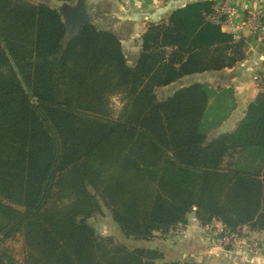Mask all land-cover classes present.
<instances>
[{
	"label": "trees",
	"instance_id": "trees-1",
	"mask_svg": "<svg viewBox=\"0 0 264 264\" xmlns=\"http://www.w3.org/2000/svg\"><path fill=\"white\" fill-rule=\"evenodd\" d=\"M213 4L180 2L150 22L129 66L112 31L84 20L68 34L57 8L0 0V217L3 237L22 231L24 264H202L101 236L87 222L100 201L135 240L164 237L189 213L202 225L264 230V89L235 130L209 142L229 115L227 90L195 82L155 94L246 57L243 38L206 18ZM90 154L109 170L82 174L90 188L45 210L57 175Z\"/></svg>",
	"mask_w": 264,
	"mask_h": 264
},
{
	"label": "crops",
	"instance_id": "crops-1",
	"mask_svg": "<svg viewBox=\"0 0 264 264\" xmlns=\"http://www.w3.org/2000/svg\"><path fill=\"white\" fill-rule=\"evenodd\" d=\"M44 2L59 10L67 25L68 34H73L84 20L92 21L99 29L112 31L117 35L126 62L134 66L139 58L141 35L150 22L166 19L170 11L178 4L191 0H33ZM219 0H213L218 2ZM234 6L232 21L221 24V29L232 33L237 27V36L244 39L246 57L232 67L221 70H210L194 73L176 81L155 88L159 99L171 95L181 87L195 82L207 83L211 88L227 90L225 103L230 105L229 115L208 135V142L222 133L236 129L243 118L248 104L261 90L255 75L263 64L264 57V16L263 28L253 35L247 29L239 27L245 10L250 2L264 5V0H230ZM237 39V37H235ZM250 52V54H248ZM219 90V89H218ZM231 157V156H229ZM212 159L218 160L213 154ZM224 225L212 219L210 225H202L194 213H189L187 223L182 225L178 233L171 232L164 237L159 232L153 239L144 241V247L164 250L168 261L201 262L202 264H264V230H249L246 225L237 229L238 242L242 249L223 248L215 241L216 230ZM178 227V226H177ZM256 239L259 248L254 254L247 252L248 239ZM167 261V260H166Z\"/></svg>",
	"mask_w": 264,
	"mask_h": 264
},
{
	"label": "rangeland",
	"instance_id": "rangeland-1",
	"mask_svg": "<svg viewBox=\"0 0 264 264\" xmlns=\"http://www.w3.org/2000/svg\"><path fill=\"white\" fill-rule=\"evenodd\" d=\"M70 1L74 2L75 0ZM111 100L116 111L120 107L119 98L117 96H114ZM109 168V164L98 158L96 155L90 154L85 160L63 170L57 175L55 179L53 192L44 209L51 210L64 203L70 202L71 200L77 198L85 190L86 187L90 188L89 185L86 186V184L82 182V174H94L96 176H100L103 173L107 172ZM87 222L91 226H93L95 231L101 236L111 237L115 242L121 243L127 246L129 249L144 247L142 245H145V243H143L144 240H135L130 237H125L121 233L116 223L113 221L110 211L101 201L100 209L92 216L87 218ZM8 223L9 219L7 217H0V236L2 237L0 241V264H24V245L22 240V231H15L8 237H3L2 230L5 226L8 225ZM208 225H210V223ZM221 226L225 227L224 225ZM181 227L182 225H178V227H175L171 232L178 233ZM217 232L218 230H216V234ZM234 232H237V230H235ZM251 240L252 238L248 239L247 241L250 242ZM156 249L160 250L163 253L164 261L169 260L168 258H166L164 250L159 248ZM182 262L186 261L184 260ZM159 263L160 261L156 262V264Z\"/></svg>",
	"mask_w": 264,
	"mask_h": 264
},
{
	"label": "built area",
	"instance_id": "built-area-1",
	"mask_svg": "<svg viewBox=\"0 0 264 264\" xmlns=\"http://www.w3.org/2000/svg\"><path fill=\"white\" fill-rule=\"evenodd\" d=\"M234 13V6L231 4L230 0H219L213 4L212 10L206 14V18L211 21L218 22L220 24H229L232 21V16ZM263 16H264V5L257 2H250V6L245 10V15L239 24V27L245 28L250 34H257L263 28ZM232 35L237 38V27L233 26ZM264 61V57H262ZM255 80L261 89H264V62L255 75ZM174 230V229H173ZM239 236L236 232L228 230L226 227L221 226L215 236V241L218 245L223 248H235L242 249L240 242H238ZM248 242V241H247ZM258 241L252 239L246 244L244 249L248 253L254 254L258 250Z\"/></svg>",
	"mask_w": 264,
	"mask_h": 264
},
{
	"label": "water",
	"instance_id": "water-1",
	"mask_svg": "<svg viewBox=\"0 0 264 264\" xmlns=\"http://www.w3.org/2000/svg\"><path fill=\"white\" fill-rule=\"evenodd\" d=\"M248 54H250V52Z\"/></svg>",
	"mask_w": 264,
	"mask_h": 264
}]
</instances>
